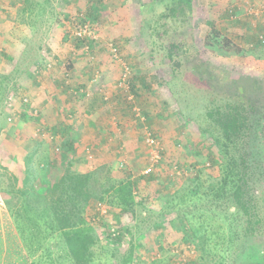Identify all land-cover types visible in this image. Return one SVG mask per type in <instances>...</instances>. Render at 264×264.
<instances>
[{"label": "rangeland", "instance_id": "1", "mask_svg": "<svg viewBox=\"0 0 264 264\" xmlns=\"http://www.w3.org/2000/svg\"><path fill=\"white\" fill-rule=\"evenodd\" d=\"M31 1L41 4V14H37L35 8L32 14L22 12L23 0H0V69L12 70L13 66L6 60L9 57L13 64L17 61L20 69L25 68L30 73L26 79L24 75L17 78L22 83V91L13 94L11 101L8 98L6 108L11 109L10 115L1 117V167L6 168L8 175L21 178L23 158L36 149L33 174L43 175L47 181L55 179L57 171L44 162L58 160L64 165L73 155L81 173L105 165L116 176L129 175L134 182L137 202L144 204H136L134 220L128 214L120 215L108 208L105 216H99L94 207L96 203L91 204L85 219L95 227L98 237H105L104 232L112 234L114 230L118 239L116 243L107 237L98 241L89 264H123L129 254L130 264L212 263L213 259H199L198 245L180 242L179 228L177 231L170 224L177 222L175 214L164 216L165 221L161 219L162 194L173 192L182 181L186 184L195 170H201L203 178L207 174H218V169L208 161L207 138L200 135L196 124L200 122L197 116L202 114L209 100L205 99V103L197 100L203 87L190 70V56L196 55V51L193 49L176 59L180 63V68H176L179 81L177 86L168 87L166 84L174 78L175 72L166 57L167 45L172 41L194 44L204 60L227 71L220 75L222 82L238 81L242 75L264 79V43L262 47L251 48L252 34H261L264 40V0H193V20L188 26L196 41L181 27H168V34L161 38L153 35L149 26H163L162 22H156L163 8L154 6L151 0H100V5L93 0L90 3L86 0ZM89 5L91 8L98 5L97 16L92 20L86 16ZM167 26L181 25L169 22ZM80 28L86 32L89 45L76 50L74 41L79 39L76 33ZM212 28L240 52L230 54L226 50L217 52L206 48L204 38L211 34ZM37 55L41 56L42 65L31 66ZM70 62L73 68L69 70ZM133 73L148 75L153 95L134 101L127 92L126 100L118 99V90L125 85L127 91L126 84ZM53 86L59 89L56 98L51 90ZM180 89L189 100L180 94ZM229 89L230 86L224 85L217 93L224 94ZM213 93L208 98L214 96ZM79 98L90 102L93 113L96 112L92 118L74 108L83 110L84 105L75 104ZM22 99L28 100L30 110L20 104ZM55 102L63 103L65 109L53 108ZM181 110L183 115L180 116ZM26 112L28 117L24 119L22 114ZM57 124L72 127L77 134L75 154L69 156L64 152L60 134L55 133L59 131L55 128ZM149 124L157 143L152 148L143 140L145 132H149ZM98 126L102 127V132ZM201 144L204 146L200 147ZM154 152L159 156L154 169L158 177L153 176L152 182L147 183L142 172L151 164ZM191 164L195 168L189 167ZM168 176L175 181L170 182ZM157 185L162 193L158 192ZM144 196H148L146 201ZM5 198L0 193L2 239L15 235L14 220L7 213ZM218 224L221 223L215 225ZM51 242L55 243L53 248L59 245L56 239ZM139 242L140 249H136ZM23 244L28 253L25 242ZM221 248L217 247L219 251ZM57 253L64 256L62 250ZM2 260L3 257L0 264H8ZM31 260L28 258L29 264ZM61 262L69 264L66 260ZM218 263L217 260L215 264Z\"/></svg>", "mask_w": 264, "mask_h": 264}, {"label": "trees", "instance_id": "2", "mask_svg": "<svg viewBox=\"0 0 264 264\" xmlns=\"http://www.w3.org/2000/svg\"><path fill=\"white\" fill-rule=\"evenodd\" d=\"M86 1L90 3L91 0ZM93 1L101 4L100 0ZM151 1L154 6L163 8L156 20L162 22L163 26H149L153 35L161 38L168 34L171 27H181L185 28V33L192 37V41H196L191 26H188L193 20V0ZM34 8L37 14L43 12L40 3L23 0L22 12L32 14ZM88 10L86 16L92 20L97 16L98 5L92 8L89 5ZM169 22L181 26H167ZM262 38L261 34H252L251 48L262 47ZM88 41L87 37L77 39L74 48L83 49L89 45ZM204 42L206 48L213 51L226 50L230 54L240 52L214 28L204 38ZM167 46L166 57L175 72L174 78L166 84L168 87L177 86L179 81L176 68H180V63L176 59L193 49L196 51V55L190 56V70L203 87L197 100L205 103V99H209L204 104L202 114L197 116L200 122L196 124L200 135L207 138L205 143L210 149L208 161L218 169V174H207L203 178L202 171L195 170L194 176L186 184L182 181L173 192L162 194L161 219L165 221L164 216L175 214L177 222L170 224L176 230L179 228L180 242L198 245L199 259L202 261L213 259L209 264H215L217 260L218 264H264V79L242 75L238 81L222 82L220 75L225 70L204 60L194 44L190 46L181 41H172ZM39 55L31 66L42 65ZM6 60L13 67L11 71L0 69V121L3 115H10L11 109L6 108L9 96L15 97L16 93L22 91V83L17 78H23L24 75L26 79L27 75L30 76L25 68H19L17 61L13 64V59L7 57ZM67 67L72 69L73 63L70 62ZM224 85L230 86V89L218 94L217 90ZM152 86L148 75L133 73L127 82V91L124 88L118 90V99L126 100L129 94L134 101L149 98L153 95ZM183 92L180 89V94L188 97ZM211 92H214V96L208 98ZM79 100L81 102L82 98ZM20 104L25 109L30 107L23 103V99ZM179 115H183L182 110ZM22 117H28L27 112ZM55 128L59 130L55 133L60 134L64 152L69 156L75 154L77 134L72 127L57 124ZM152 129L149 124L147 130L152 132ZM35 153L36 149L23 158L21 178L8 175L6 168L0 165V171H4L0 173V193L6 196L4 205L9 217L14 220L15 229V235L9 238L2 239L0 235V260L3 257L2 261L8 264H29L28 258L33 259L31 264H61L63 260L69 264H89L92 249L98 241L107 237L116 243L118 237L110 232H104L105 237H98L95 227L85 219L86 211L92 203L100 202L105 203L108 209L120 212V215L128 214L134 220L135 207L139 203L134 194V182L129 175H114L113 170L105 165L81 173L74 155L64 165L58 160L45 161L50 169L57 171L55 179L47 181L43 175L36 177L33 174ZM189 167L195 168V165ZM153 176H157L155 170L142 177L150 183ZM168 178L170 182L175 181L172 176ZM158 185L160 192L161 187ZM146 198L148 196L144 201ZM217 222L221 224L215 225ZM54 239L59 243L56 248L52 247L55 245L51 242ZM5 240L9 243H5ZM21 242H25L28 253ZM140 244L136 249H140ZM218 246H222L220 251ZM58 250H62L64 256H60ZM130 262L131 254L124 259L123 264Z\"/></svg>", "mask_w": 264, "mask_h": 264}, {"label": "built area", "instance_id": "3", "mask_svg": "<svg viewBox=\"0 0 264 264\" xmlns=\"http://www.w3.org/2000/svg\"><path fill=\"white\" fill-rule=\"evenodd\" d=\"M85 34H86V32L83 31L82 28H80L79 31L76 33V36H77V38L82 39V38L86 37ZM126 87H127V84H126ZM124 88H125V85H124ZM12 99H13V97L10 96L9 100L11 101ZM27 102H28L27 99H23V103H27ZM8 120L10 121V119H8ZM143 140H144V144L149 148L155 147L157 145V143L155 141V137L150 132H145ZM158 153H159V151H158ZM158 153L154 152L153 155H151V157H150L151 164L149 166H147V168H145V170L142 172V175H148L154 170L155 164H157L159 161ZM94 207L96 209V212H98L99 216H105L108 212L107 207L103 203H100V202L96 203ZM111 232H112V235L115 236L114 230H111Z\"/></svg>", "mask_w": 264, "mask_h": 264}, {"label": "crops", "instance_id": "4", "mask_svg": "<svg viewBox=\"0 0 264 264\" xmlns=\"http://www.w3.org/2000/svg\"><path fill=\"white\" fill-rule=\"evenodd\" d=\"M57 82H58V81H57ZM60 82H62V80H61ZM62 83H63V82H62ZM59 85H60V84H59ZM56 88H58V87L53 86L52 89H51V90H52V93H54V97L57 95V92H59V91H58L59 89L57 90ZM60 88H61V87H60ZM55 98H56V97H55ZM53 101H57V99H56V100H53ZM64 103H66V102H64ZM79 103L82 104V105H84V107H82L83 110H79L77 106H74V108H76L77 111L83 112L85 116H88V117H90V118H92L91 115L96 114V112L93 113L94 110L92 109V106L90 107V104H88V103H90L89 101L82 100V101L80 102V100H79V101H78L77 103H75V104L79 105ZM68 105H70V104L67 103V106H68ZM53 108L58 109V110H64V109H65L63 103H60V102H55ZM111 108H112V107H111ZM67 109H68V108H66V110H67ZM73 112H76V111H73ZM55 116H57V114H55ZM94 122H95V121H92L93 124H94ZM56 123H57V122H56ZM98 129L102 132V127H101V126H98Z\"/></svg>", "mask_w": 264, "mask_h": 264}]
</instances>
